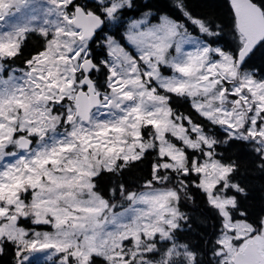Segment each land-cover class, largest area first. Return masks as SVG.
Wrapping results in <instances>:
<instances>
[{
  "label": "snow or ice",
  "instance_id": "1",
  "mask_svg": "<svg viewBox=\"0 0 264 264\" xmlns=\"http://www.w3.org/2000/svg\"><path fill=\"white\" fill-rule=\"evenodd\" d=\"M13 10L0 264H264V0Z\"/></svg>",
  "mask_w": 264,
  "mask_h": 264
},
{
  "label": "rangeland",
  "instance_id": "2",
  "mask_svg": "<svg viewBox=\"0 0 264 264\" xmlns=\"http://www.w3.org/2000/svg\"><path fill=\"white\" fill-rule=\"evenodd\" d=\"M23 22H24L23 15L17 14L15 13V10H13L12 12L9 13L6 20L0 22V25H2V27H0V31H9L11 25L17 23H23Z\"/></svg>",
  "mask_w": 264,
  "mask_h": 264
}]
</instances>
